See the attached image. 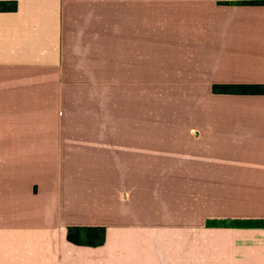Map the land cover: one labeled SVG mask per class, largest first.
Instances as JSON below:
<instances>
[{
  "label": "crops",
  "instance_id": "0c3cea01",
  "mask_svg": "<svg viewBox=\"0 0 264 264\" xmlns=\"http://www.w3.org/2000/svg\"><path fill=\"white\" fill-rule=\"evenodd\" d=\"M0 1V264H163L165 215L195 264V204L264 187V94L213 92L264 84V5Z\"/></svg>",
  "mask_w": 264,
  "mask_h": 264
},
{
  "label": "rangeland",
  "instance_id": "374dc122",
  "mask_svg": "<svg viewBox=\"0 0 264 264\" xmlns=\"http://www.w3.org/2000/svg\"><path fill=\"white\" fill-rule=\"evenodd\" d=\"M208 207L204 202L195 204V264H219V241H223V264H264V187H223V219H204L202 211ZM172 224L171 215H165L163 264H173ZM220 225L223 234L212 228Z\"/></svg>",
  "mask_w": 264,
  "mask_h": 264
},
{
  "label": "trees",
  "instance_id": "16d2710c",
  "mask_svg": "<svg viewBox=\"0 0 264 264\" xmlns=\"http://www.w3.org/2000/svg\"><path fill=\"white\" fill-rule=\"evenodd\" d=\"M233 4L232 1H221V4ZM242 5H264V0L237 1ZM16 1H0V11H16ZM213 92L220 94H264V84H215ZM68 240L76 245L101 246L107 239V228L104 226H71L68 228Z\"/></svg>",
  "mask_w": 264,
  "mask_h": 264
}]
</instances>
